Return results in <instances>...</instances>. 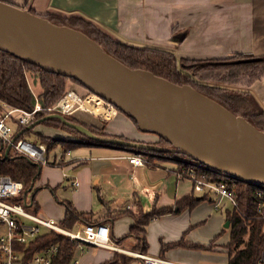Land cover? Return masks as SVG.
I'll list each match as a JSON object with an SVG mask.
<instances>
[{"label": "crops", "instance_id": "crops-1", "mask_svg": "<svg viewBox=\"0 0 264 264\" xmlns=\"http://www.w3.org/2000/svg\"><path fill=\"white\" fill-rule=\"evenodd\" d=\"M11 3L33 8L37 13L53 12L62 16L79 14L96 22L102 28L116 35L125 43L135 46H156L157 44L171 46L169 41L161 38H148L138 33L128 32L138 29L140 24L145 25L154 37L164 34V25L167 17L163 10L158 8H170L180 10L192 8L198 10L204 4L214 0H9ZM209 11H200L186 18L184 22H192L189 25L186 36L179 42L175 51L184 52V43L187 38L196 40L212 36L215 39V54H208L216 58L227 57L235 53L261 55L264 54V0H240L238 3H229ZM229 10L225 14L219 13ZM168 12V11H167ZM197 12V11H196ZM161 14V15H159ZM213 16L212 21L200 20L203 17ZM210 16V17H211ZM204 20V19H203ZM113 27L117 31H113ZM136 31V30H135ZM163 33V34H162ZM166 34V32H165ZM228 40L232 46L225 51L221 49ZM163 47V46H159ZM219 51H218V50ZM182 52V53H183ZM187 54L190 52L185 51ZM250 95L257 98L256 92L264 96V76L259 82L251 86L245 85ZM240 87V86H238ZM233 87V88H238ZM77 141V139H69ZM58 143L51 162L43 171L35 183L38 190L45 191L35 199L39 205L38 213L60 220L63 217L64 200L71 201L78 210L89 212L91 222H100L108 225L110 239L115 244H122L127 248H135L136 242L132 236L122 239L130 225L133 223L131 213L147 211L152 206H171L175 200L185 194H194L197 197L203 195L193 190L190 178L179 175L176 161L169 157L153 158V162L134 166L128 159L130 151L115 146L83 142L69 149H63ZM127 151V152H126ZM59 156L62 160H58ZM49 157V156H48ZM164 157V156H163ZM60 166L61 176L57 171ZM67 169V170H66ZM77 179L78 185L72 184ZM37 191V192H38ZM57 196L59 199H57ZM215 207L210 198L201 200ZM194 207V206H193ZM191 208L184 209L181 213L173 212L152 219L146 226L145 239L147 247L145 253L158 255L172 262L180 264H200L209 255L200 249L191 247H170L161 251L162 242H171L183 238L185 242L207 245L214 237L200 241L188 237L186 230L196 224V219L189 213ZM84 221H78L73 229L80 228ZM150 225L155 227L160 236L157 245L150 249L147 236L150 238ZM224 246V244H223ZM141 248V246H140ZM204 250V248H201ZM226 249L221 246H213L211 251ZM140 250V249H139ZM206 250V249H205ZM89 251V252H88ZM115 254L114 249L78 243L74 264H102ZM80 258L84 262H80ZM134 258H131V261ZM138 260V259H137ZM227 255L225 257V262ZM79 261V263H77ZM140 261V260H139ZM129 262V263H130ZM128 263V264H129ZM139 264H142L140 261Z\"/></svg>", "mask_w": 264, "mask_h": 264}, {"label": "water", "instance_id": "water-1", "mask_svg": "<svg viewBox=\"0 0 264 264\" xmlns=\"http://www.w3.org/2000/svg\"><path fill=\"white\" fill-rule=\"evenodd\" d=\"M239 1L214 0L198 10L158 9H162L167 17L165 32L171 37L178 35L175 45L179 46L190 28L189 25H182L186 18ZM78 16L91 21L81 14ZM176 25L179 26V33L172 31ZM98 27L112 39L125 43L108 30ZM0 50L48 72L77 80L86 90L114 105L127 118L135 120L138 131L163 138L169 145H159L148 138H128L115 132L111 119H103L81 107H74L76 120L59 111L33 120L26 127L31 133L34 126L44 120H58L61 126L70 127L83 135L85 142L115 146L130 152L183 153L208 169L264 186V130L245 115L234 113L193 86L175 83L150 69L130 67L83 31L66 24H56L32 12L29 7L13 4L9 0H0ZM255 59L257 57L235 61ZM256 96L250 95L249 101L256 110L263 112L264 96L259 92ZM88 124L102 133L93 132ZM60 131L56 138H74L67 130L61 128ZM34 135L40 136L38 133ZM9 150L10 144H7L4 157L9 156ZM23 202L31 206L32 198ZM225 225H229L228 220Z\"/></svg>", "mask_w": 264, "mask_h": 264}, {"label": "trees", "instance_id": "trees-1", "mask_svg": "<svg viewBox=\"0 0 264 264\" xmlns=\"http://www.w3.org/2000/svg\"><path fill=\"white\" fill-rule=\"evenodd\" d=\"M29 9L37 13L33 8ZM38 14L56 24H66L83 31L100 43L108 53L130 67L150 69L155 74L161 75L175 83L193 86L199 92L218 101L234 113L245 115L247 119L264 130V111L259 112L255 109L251 111L249 109V91L244 89L240 92H233L232 89L239 88H229L223 85L226 83L235 86L238 84L251 86L256 80L261 79L264 76V54L256 56L235 53L214 60L197 61L196 59L177 57L174 52L164 47L150 45L140 47L118 42L104 33L94 22L87 21L76 15L62 16L53 12ZM250 57H257V59L235 61L238 58ZM185 60H190V62H186ZM27 74L31 75L32 80L40 84L41 90L37 93L36 98L29 85ZM66 79L73 80L79 84L73 78L48 72L35 64L0 50V98L12 105L25 109L32 108L37 100L41 105V111L36 114V119L52 112L49 108L65 94ZM211 80L215 83L209 82ZM132 121L136 125L135 120ZM44 122L60 126L77 139V141H43L40 136L41 142L46 145L47 153L58 143L62 145L63 149H69L85 142L86 138L83 135L70 127L61 126L58 120L48 119L44 120ZM93 132L102 133L101 131L94 130ZM158 144L169 145L168 142L160 137H158ZM157 155L173 158L177 164V171L182 176H187L190 170H194L199 176L204 175L209 179L223 180L227 184L231 193L237 199V207L225 209V218L229 222V240L224 244L227 253L226 264H260V256L264 251V205L259 208V204L264 203V189L256 186V184L237 178L222 179L211 170L193 165L190 162L192 159L183 153H151L150 156H146L148 159L147 163H152L153 158ZM194 162L196 163V161ZM40 171L41 164H32L26 157L18 156V154L4 157L0 149V174L9 175L11 178L23 182V190L17 200L23 202L25 199L28 201L29 198H32L29 208L33 211H38L39 209L35 195L40 187L35 186V183L39 178ZM258 190H261L260 195L257 193ZM207 197L208 194H203L201 197H197L192 193L185 194L176 199L171 206H152L147 211L131 213L130 215L134 221L130 225L128 232L122 236V239L131 235L136 236L139 240V248L141 246L140 251L145 253L147 247L145 239L146 226L152 219L167 213L179 212L182 208H192ZM63 204L65 211L63 217L59 220V224L63 227L74 228V225L80 220L91 222L88 217L90 215L89 212L78 210L69 200H64ZM216 237L210 243H213ZM50 243L58 245V251L53 257L51 264L75 263L74 258L78 242L60 232L49 230L20 245L25 264H28V259L34 253L40 251ZM176 246L212 248V246L210 248V245L205 246L199 243L185 242L183 238H180L171 242H162L161 251ZM130 261L131 256L115 252L111 259L106 260L102 264H128Z\"/></svg>", "mask_w": 264, "mask_h": 264}, {"label": "built area", "instance_id": "built-area-1", "mask_svg": "<svg viewBox=\"0 0 264 264\" xmlns=\"http://www.w3.org/2000/svg\"><path fill=\"white\" fill-rule=\"evenodd\" d=\"M85 93L93 97H91L92 102L94 98H96L98 100L96 104L99 105L101 109L106 110V113L99 112L96 115L109 120L114 118L118 113L114 105L95 93L86 90L84 93L78 94L75 90L68 88V86L66 87L65 94L56 101L49 110L71 114L74 109L71 108L73 102H78L79 100L83 102L88 97L85 96L83 99L81 98V95ZM33 94L36 98L37 93L33 92ZM72 96L74 98L71 100ZM80 105L81 104H78L76 107H80ZM40 111L41 105L37 100L32 108L25 109L12 105L0 98V142L2 145L0 149L3 156L5 146L10 144L9 155H23L41 165L55 162L49 161L45 143L41 142L39 137L26 129V127L36 119V114ZM17 132H20V134L14 137ZM127 159L134 166L148 162V159L140 150L129 152ZM58 160H62V158L59 156ZM193 165L211 170L217 173L222 179H235L225 173L208 169L197 162L193 163ZM179 175L181 174L179 173ZM186 177L191 179L193 190L202 194H208V198L214 202L215 207L220 208V199L228 203L230 202L232 207H237L236 197L231 193L229 187L223 180L209 179L204 175L199 176L194 170H190ZM72 184L77 186L78 180L73 179ZM23 186L24 184L22 181L13 179L6 174H0V224H2L4 228L0 233V264H25L20 245L29 242L37 235L49 230L60 232L78 243L118 250L112 245L114 242L110 239L109 227L104 223L84 222L80 228L69 229L60 225L59 220L49 216H42L38 211L31 210L29 208L30 206H26L24 202L17 200L23 190ZM256 186L264 189L262 185L256 184ZM257 193L260 195L261 190H258ZM263 205L264 203L259 204V208ZM41 228H43L42 231H40ZM57 251L58 245L56 243H50L40 251L34 253L27 262L28 264H51ZM131 254L136 256L139 253L131 252ZM139 256L142 264H180L158 255H151L143 252H141ZM263 263L264 251L260 256V264Z\"/></svg>", "mask_w": 264, "mask_h": 264}, {"label": "rangeland", "instance_id": "rangeland-1", "mask_svg": "<svg viewBox=\"0 0 264 264\" xmlns=\"http://www.w3.org/2000/svg\"><path fill=\"white\" fill-rule=\"evenodd\" d=\"M228 11L229 10L227 9V10L220 11L219 13L225 14ZM210 16L203 17L200 20L210 23L213 19V16H211V17ZM112 30L115 32V31H117V28L113 27ZM214 43H215V39L212 36H209V37L205 36L203 39L200 36H198L196 38V40H192L189 37L185 40V43L183 46V47H185L184 52L181 50V51H179V53H181V55L183 56L182 58L196 59L197 61L214 60L217 58L212 57L213 55L212 56H206L208 54H215ZM149 45H151V44L149 43ZM232 45L233 44H231L228 40H225V45L222 46L221 49L225 51L226 49H228ZM139 46H142V45L139 44ZM156 46H158V47L163 46L164 47L165 45H162V44L158 45L157 44ZM166 47L169 48V46H166ZM172 49L174 51V48H172ZM188 50L190 52L187 54L185 51H188ZM175 54L178 57V53L175 52ZM185 61L190 62V60H185ZM27 76H28L29 85L31 86L32 91L34 93H38L41 90L40 84L38 82L32 80L31 75L29 76V74H27ZM66 82H67L66 87L68 86V88L75 90L78 94H82L85 92L83 90V88L81 87V85L76 83L75 81L70 80V79H66ZM209 82L215 83L213 80H211ZM258 82H259V80H256L253 84H256ZM223 85H225L226 87H229V88L240 86V87H238L239 89H232L233 92H240V91H243L245 88H247L245 86V84H238L237 86H235L232 84L224 83ZM85 96L87 97L88 93L81 95V98L83 99ZM91 97L92 96H88L83 102H82V100H79L78 102H73L71 108L76 107V105H78V104H81L84 106H85V104H91L92 105L93 102L97 99L94 98V100L92 102ZM249 104L251 105L250 101H249ZM81 105H80V107H81ZM84 109H86L90 112H93L92 110H90L86 107ZM249 109L251 111H254L255 108L251 109V106H249ZM93 113H95V112H93ZM111 120H112V122L110 124L115 128V132L120 133L122 135H125L128 138H132V139L143 138V139H145L147 136H149L146 133H141L140 131H138L135 123L131 119L127 118L125 115H123L120 112H118L115 115V117ZM88 125H89V128L93 127L94 131H101L100 129L92 126L91 124H88ZM60 129L61 128L58 125H54V124L42 121L41 123L34 126L32 132H33V134L38 133V135L41 136L43 141H46V140H63V139L56 138L61 133ZM152 136H153V138H155L154 135H152ZM39 140H40V138H39ZM54 149H56V147H52L47 153V155L49 156L48 157L49 161H52L51 158H53L54 153H55ZM157 157L166 158V159L169 158L165 155H157ZM47 166H50V165H41V171H40L39 177L42 176L43 171L45 170V168H47ZM56 168L57 169L52 168L49 170H52V171L56 170L57 173L59 174V176H61L60 166H57ZM42 191L43 190H41L40 192L39 191L37 192L38 198L42 194ZM44 192L45 191H43V193ZM57 199H59L58 196H57ZM219 204H221V206H220V209H218V210L214 209L213 206H209L208 202H205V201H202V203H200V205L198 204V206H196V207L194 206L191 208L189 213H191L192 216L194 217V219H196V224L192 225L191 228L186 230L185 233H187L188 237L194 238V240H198V241H200L201 239H205V241H206L209 239V237H212V236L216 237L217 236L213 243H210V242L214 237L208 242V244L206 246L210 245V248H211V246L212 247L213 246H219L220 248H221V246L224 247L223 244H226V242L229 240V228H228V226L225 225V222L227 220L225 218V209L226 208H232V206H231L230 202L228 203L227 201H225L223 199L219 200ZM184 209H187V208H182L177 213H181ZM39 214L42 216H47L45 213H39ZM148 227H149V225H148ZM155 227L157 229L161 230V227L158 225H154V226L150 225V232L152 235L150 236V238L147 236V241H148L150 249L152 247H154L155 245H157L159 240L161 239L160 236L158 235L159 232L157 230H155ZM3 230H4V228H3L2 224H0V233ZM42 230H43V228L40 229V231H42ZM131 236L135 239V242H136L135 248H127L125 246H122V244H114L113 243L112 245H114L118 249V250L115 249V252L127 254L128 256H131V258L132 257L134 258V260H132V262H130L129 264H139L141 261L140 256H139V254L141 253V251L139 250L140 249L139 243H138L139 240L136 236H133V235H131ZM191 248L200 249L201 252H203L205 254L207 253L209 255L208 257L203 259L202 262H200V264H226L225 257L227 255V253L223 249L218 250V251H211V250H207V249L202 250L199 247H191ZM131 252L139 253V254L135 256V255L131 254ZM82 261L84 262V260L82 258H80V262H82ZM77 263H79V261H77Z\"/></svg>", "mask_w": 264, "mask_h": 264}, {"label": "flooded vegetation", "instance_id": "flooded-vegetation-1", "mask_svg": "<svg viewBox=\"0 0 264 264\" xmlns=\"http://www.w3.org/2000/svg\"><path fill=\"white\" fill-rule=\"evenodd\" d=\"M165 24H167V23H165ZM182 25H192V22H189V21H186V22H184V23H182ZM136 30V31H135ZM180 29H179V26L178 25H176L174 28H173V32H177V33H179L180 31H179ZM163 31H164V34L163 35H161L160 37L159 36H157V37H154L153 35V33H151L150 31H149V29L145 26V25H143V24H140L139 26H138V29H133V28H131V30H129L128 32H130L131 34H133V33H138V34H142V35H145V36H147L148 38H161L162 37V40H165V41H169L170 43H172V45L171 46H169V50H171L172 52H174L175 51V47L176 48H178L179 46H176L175 45V43H176V40H178V35L177 36H175V37H171V36H169V34L167 33V31H166V34H165V28L163 29ZM140 47H142V46H140ZM172 48H174V51H173V49ZM167 49V48H166ZM175 53V52H174ZM177 56V55H176ZM178 57H183L182 55H181V53H178ZM82 87V86H81ZM83 88V90L84 91H86V89L84 88V87H82ZM249 106H251V109H254L255 107H254V105H252V103H251V105H249ZM73 111H75V109L73 110ZM71 119H75L74 118V116H73V113H71V114H67ZM91 129H93V127H90ZM147 135H149V136H147L146 137V139L148 138V139H152V140H154V141H156V142H158V137L156 136V135H154V134H151V133H146ZM152 135H154L155 136V138H153V136ZM151 136V137H150ZM143 139V138H142ZM141 152H142V154L144 155V156H150V154L152 153V154H157V153H153L152 151H144V150H140ZM190 162H192V163H195L193 160H191Z\"/></svg>", "mask_w": 264, "mask_h": 264}, {"label": "bare ground", "instance_id": "bare-ground-1", "mask_svg": "<svg viewBox=\"0 0 264 264\" xmlns=\"http://www.w3.org/2000/svg\"><path fill=\"white\" fill-rule=\"evenodd\" d=\"M72 98H74V97L72 96L71 100H72ZM96 103H97V100H95L92 105L91 104H85V106L81 105V108H85L86 107V108L92 110L93 112H95L96 114L99 113V112H105L106 113V110L105 109H101Z\"/></svg>", "mask_w": 264, "mask_h": 264}]
</instances>
